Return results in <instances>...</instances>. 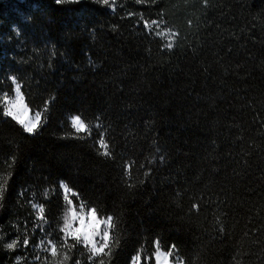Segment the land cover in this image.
<instances>
[{"label":"trees","instance_id":"obj_1","mask_svg":"<svg viewBox=\"0 0 264 264\" xmlns=\"http://www.w3.org/2000/svg\"><path fill=\"white\" fill-rule=\"evenodd\" d=\"M0 185V264L43 238L62 264H264V0H0ZM62 185L111 255L64 238Z\"/></svg>","mask_w":264,"mask_h":264},{"label":"rangeland","instance_id":"obj_2","mask_svg":"<svg viewBox=\"0 0 264 264\" xmlns=\"http://www.w3.org/2000/svg\"><path fill=\"white\" fill-rule=\"evenodd\" d=\"M63 1H80V0H63ZM163 36L167 40L171 41V38L169 37L170 34L163 35ZM14 82H15L14 94H13L12 97H8L9 98V101L15 100V98H16L17 95H21L23 97L22 106H20L17 109H15L14 110V113H15V115L17 117H19V119H22V120H24L25 123H28L29 121H32V120L35 119V115L37 113L34 114V113L31 112V110L29 109V107L27 106V104L25 102V98H24V95H23V93L21 91L20 85L17 84V81L16 80H14ZM17 85H19V93H16V91H15ZM3 104H4V107H5V111H6L7 108H6V104L4 102V98H3ZM9 117H11L12 119H14L19 125H21L25 129L24 125L21 124L20 122H18V119L13 118V116H9ZM72 120H73V118H72ZM41 125H42V116L40 114V121L37 124L36 128L32 132H28V131L27 132L28 133H34L35 131L38 130V128ZM87 129L89 130L88 127H87ZM77 132H79V133H87L88 131H77ZM62 190H63V193H64L65 197L67 198V202L69 204L68 205L67 213H69V209L70 208H74L75 211H76V213L79 214L80 211H81V207L80 206L77 207V206L73 205V203H72V201L70 199L71 196H72V194H73V192L70 189H68V187L65 186V185H62ZM89 211H90V209H86V208L83 207V216H84L85 223L88 222V213H89ZM38 214H39V211H38ZM92 220H93V224H95L96 221H103V220H106V219H100L96 215V213L94 212V215L92 217ZM80 227H81V225H80V217L78 215L77 216V219H75L72 222V228L73 229H76V228H80ZM64 229H65V217H64V221H63L64 238H66L67 242H72V243H75L76 242L77 243V241L74 240L70 235H68V232L65 231ZM81 231H83V229H81ZM89 231H91V229H89ZM99 231L101 232V234L104 231V225L102 223L99 225ZM13 241H17L16 247L13 248V249L8 248L7 247V244H9V243H11ZM26 241H27V239H26ZM96 241H97V247H99V244H100V241H101V237L100 236H97L96 237ZM109 241H110V230H109L108 244H109ZM24 242L25 241H22V239L21 240L14 239V240H10V241H8L6 243V245H5L6 248L8 250H10L11 252H15L16 250H18L19 252L21 251V253L18 254L17 257L14 258L13 264H62V260H61V257L59 256V251H58L57 247L55 246L56 247V255L53 256L52 255V252H51V248H52V245L53 244L50 241H48L46 238L41 239V241H39L38 244L32 245V247H31V245H29V247H30V250L29 251H25V246H28V241H27V244H25ZM80 244L83 245L85 248H87V250L89 251L90 245L88 247H86L84 243H80ZM158 252L161 253V254H168V253L162 251L157 246V250H156V253H155V261H156V264H157L156 256H157V253ZM89 254L94 259L99 257V256L93 257V255H92V253L90 251H89ZM137 257H139V260L136 259ZM131 264H141V257L140 256L134 257ZM159 264H165V261H164L163 256H161L160 261H159ZM167 264H182V263L179 262V261H172L171 258H170V255H168V257H167Z\"/></svg>","mask_w":264,"mask_h":264},{"label":"snow or ice","instance_id":"obj_3","mask_svg":"<svg viewBox=\"0 0 264 264\" xmlns=\"http://www.w3.org/2000/svg\"><path fill=\"white\" fill-rule=\"evenodd\" d=\"M104 2L107 3L108 0H104ZM170 46L171 45H169V47ZM15 91L16 93H19V85H17ZM22 101H23V97L21 95H17L15 100H11V101H9V98L5 95L4 102L6 104L7 110L5 111L4 114L8 116H13V118L18 119V122L24 125L26 131L32 132L40 121V114L37 113L35 115V119L32 121H29L28 123H25L24 120L19 119V117L15 115L14 110L22 106ZM72 123H73V127L77 131H88L87 126L84 124V122L79 117H73ZM100 146L105 149L104 155H108L109 154L107 151L108 145L103 140L100 141ZM2 192H3V185H0V195H2ZM43 211H44L43 207H39L40 219L44 218ZM94 212L95 210L89 211L88 222L85 223L84 216H83V205H81V211L79 214L76 213L74 208H70L69 213H67L65 216V229L64 230L67 231L68 235H70L74 240H76L77 243H84L86 247L90 245L89 251L92 253L93 257L111 255V252L108 251L106 253L105 249L108 248L109 230L114 227L112 223V218L108 217L106 220L96 221L95 224H93L92 217L94 215ZM78 215L80 217L81 227L73 229L72 222L75 219H77ZM101 223L104 225V231L102 234L99 231V225ZM81 229H83V231H81ZM89 229H91V231H89ZM97 236L101 237L99 247H97V241H96ZM24 243L27 244V241H25ZM16 245H17V241H13L7 244V247L10 249H13L16 247ZM51 252L53 256L56 255L55 245H52ZM168 255H170V253L161 254L158 252L156 256L157 264H159L161 256H163L165 264H167ZM65 259H67V256H65ZM136 259L139 260V257H137ZM99 264H105L104 260L101 259L99 261Z\"/></svg>","mask_w":264,"mask_h":264}]
</instances>
